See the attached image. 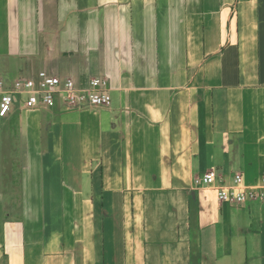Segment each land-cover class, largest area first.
Here are the masks:
<instances>
[{"label":"crops","instance_id":"obj_1","mask_svg":"<svg viewBox=\"0 0 264 264\" xmlns=\"http://www.w3.org/2000/svg\"><path fill=\"white\" fill-rule=\"evenodd\" d=\"M111 103L0 117V264H264V0H0V79Z\"/></svg>","mask_w":264,"mask_h":264},{"label":"built area","instance_id":"obj_2","mask_svg":"<svg viewBox=\"0 0 264 264\" xmlns=\"http://www.w3.org/2000/svg\"><path fill=\"white\" fill-rule=\"evenodd\" d=\"M60 99L70 108L107 106L111 103L108 79L92 77L86 86L78 84L71 77H61L40 70L37 75L22 77L7 83L0 79V117H5L15 102L22 108L40 106L53 107ZM215 170L203 172L194 178L199 187H210L216 191L219 201L240 205L251 201L264 202V173L255 184L244 182L241 173H235L228 184L217 182Z\"/></svg>","mask_w":264,"mask_h":264}]
</instances>
